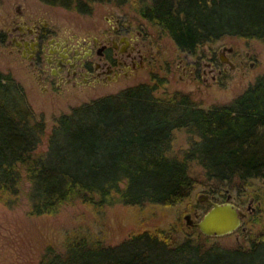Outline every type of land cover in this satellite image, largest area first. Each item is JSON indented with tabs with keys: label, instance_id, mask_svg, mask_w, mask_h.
<instances>
[{
	"label": "trees",
	"instance_id": "1",
	"mask_svg": "<svg viewBox=\"0 0 264 264\" xmlns=\"http://www.w3.org/2000/svg\"><path fill=\"white\" fill-rule=\"evenodd\" d=\"M42 1L78 8L93 0ZM96 1L128 7L182 49L224 38L264 42V0ZM159 81L73 105L48 130L21 84L0 70V202L24 204L30 215H55L77 204L96 212L117 203L171 206L197 184L209 193L225 195L228 188L264 199V191L252 189L253 179L264 178V72L228 103L207 108L190 92L156 93ZM181 127L199 139L172 155L173 130ZM243 235L223 244L195 227L194 236L181 238L173 224L110 243L82 231L67 234L59 246L46 244L37 264H264V221Z\"/></svg>",
	"mask_w": 264,
	"mask_h": 264
},
{
	"label": "rangeland",
	"instance_id": "2",
	"mask_svg": "<svg viewBox=\"0 0 264 264\" xmlns=\"http://www.w3.org/2000/svg\"><path fill=\"white\" fill-rule=\"evenodd\" d=\"M85 4L78 8L71 6L69 8L63 5H50L42 0H0V29L6 27L9 14L13 15L16 12V6L24 7L25 11L42 12L66 31L72 30L80 34L96 32L97 28L105 24V15L115 11L125 12L131 20L141 22L150 33L149 37L156 38V41L166 48L162 57L166 56L171 59L170 78L162 77L163 70L158 73L157 78L150 77L148 70L143 68L135 77L123 82L112 83L105 88L99 87L98 91L93 93H72L64 96L57 93L51 94L38 86L25 61L14 58V55L7 52V47L0 44V70L11 73L21 84L33 113L36 116L43 115L48 130L54 123L55 117L62 112H67L71 106L97 97L103 92H115L138 82L152 81V78L154 82L160 80L156 93L173 90L190 92L199 106L207 108L214 104L228 103L253 82L257 75L264 72V42L255 39L224 38L202 45L197 53H206L215 57L218 62L220 46L232 45L233 51L229 55L236 67L230 68L226 63L218 62V67H226L227 71L216 75L215 79L211 78L209 72L194 77L186 74L181 79L178 77L181 72L175 67V60L181 56V51L160 27L153 26L134 11L128 10L126 6L119 7L113 3L96 0L90 3L91 6ZM239 59L243 60L242 64L238 63ZM194 139H199V137L183 127L175 128L170 154L180 156ZM44 141L43 138V143ZM252 182L255 184L252 189L257 186L259 192L264 191V178H255ZM204 190L201 184H197L188 198L171 206L148 204L140 207L117 203L107 206L103 211L96 212L84 204H77L55 215H30L27 214L24 204L9 207L0 202V264H37L46 244L59 246L67 234H79L82 231L105 237L110 243H116L131 231L157 226L169 228L175 224L179 227L181 238L188 235L194 236L195 226L186 224L185 214L190 212L196 221L193 215L194 209L199 212L208 208L204 201L198 199ZM228 190L232 193V199L243 206L246 211L250 204V196H241L235 190ZM222 191L225 193V190ZM240 198H242L241 202L238 201ZM262 201L258 213L254 214V217H260L261 221L253 222L251 217L244 223L246 230L241 231L237 228L233 233L211 237L210 241L230 244L235 240H242L245 231L258 229L264 221V199Z\"/></svg>",
	"mask_w": 264,
	"mask_h": 264
},
{
	"label": "flooded vegetation",
	"instance_id": "3",
	"mask_svg": "<svg viewBox=\"0 0 264 264\" xmlns=\"http://www.w3.org/2000/svg\"><path fill=\"white\" fill-rule=\"evenodd\" d=\"M15 9L13 15L9 14L6 27L0 29V44L5 45L14 58L27 63L43 91L62 96L89 94L99 87L131 79L143 68L148 70L150 77L157 78L163 70L162 77L170 78L171 59L162 57L166 48L156 38L149 37L150 33L141 22L131 20L125 12L105 15V24L96 32L80 34L66 31L42 12L25 11L24 7L17 6ZM179 49L181 56L175 60V67L179 68L181 79L186 74L194 77L207 72L215 79L216 75L227 71L226 67L217 65L221 62L220 51L217 62L213 56L197 53L198 49ZM229 54L224 51L221 55L230 59ZM238 63L242 64L243 60L239 59ZM105 93L109 92L102 94ZM204 192L223 196L218 192ZM262 200L249 198L242 224L258 213ZM240 230L243 231L241 227Z\"/></svg>",
	"mask_w": 264,
	"mask_h": 264
},
{
	"label": "water",
	"instance_id": "4",
	"mask_svg": "<svg viewBox=\"0 0 264 264\" xmlns=\"http://www.w3.org/2000/svg\"><path fill=\"white\" fill-rule=\"evenodd\" d=\"M224 51L228 53L233 51V46L221 45L220 53L222 54ZM221 54L219 57L220 61L233 68L234 62ZM224 190L225 197L223 198L215 194L209 195L206 192H202L198 199L204 201L208 208L205 211H193L196 221H194L190 212L186 213V224L195 226L202 234L213 237L233 233L240 227L243 231L246 230V224H242L246 216L243 206H240L238 202L232 199V193L227 188Z\"/></svg>",
	"mask_w": 264,
	"mask_h": 264
}]
</instances>
